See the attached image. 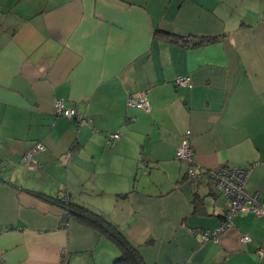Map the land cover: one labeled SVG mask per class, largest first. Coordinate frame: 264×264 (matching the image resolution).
Segmentation results:
<instances>
[{
    "label": "crops",
    "instance_id": "crops-1",
    "mask_svg": "<svg viewBox=\"0 0 264 264\" xmlns=\"http://www.w3.org/2000/svg\"><path fill=\"white\" fill-rule=\"evenodd\" d=\"M140 91L148 111L127 104ZM57 98L90 121L55 116ZM186 131L195 165H252L247 189L264 200V0H0V264L119 254L38 192L101 213L145 264H264V214H234L217 240L195 231L227 202L205 172L186 178Z\"/></svg>",
    "mask_w": 264,
    "mask_h": 264
},
{
    "label": "built area",
    "instance_id": "built-area-1",
    "mask_svg": "<svg viewBox=\"0 0 264 264\" xmlns=\"http://www.w3.org/2000/svg\"><path fill=\"white\" fill-rule=\"evenodd\" d=\"M177 86L191 87L192 82L189 75L178 74L174 78ZM127 104L136 106L145 111L150 109V103L146 91L128 93ZM53 114L55 116H64L73 120L77 127L87 124L90 121L88 116L79 114L75 108L68 107L64 101L57 98L53 102ZM188 131L185 132L179 146L176 148L175 157L185 159L188 166L185 176L189 180L199 179L205 172L210 178L213 186L222 192L227 202V208L222 216V220L215 229H196L200 234L202 241L217 240L218 235L230 227L232 216L238 212L249 211L255 215L264 214V200H260L258 191H249L246 186L247 178L251 171L252 165L245 167H234L230 165H220L215 168L202 170L194 164L193 149L188 141ZM119 132H108L106 136V147L111 148L114 142L119 139ZM45 149L42 142L37 141L30 146L22 155V160L29 166L35 163L33 157L39 151ZM242 242L249 240V236L244 234L240 237ZM259 255H264V249L257 250Z\"/></svg>",
    "mask_w": 264,
    "mask_h": 264
},
{
    "label": "trees",
    "instance_id": "trees-1",
    "mask_svg": "<svg viewBox=\"0 0 264 264\" xmlns=\"http://www.w3.org/2000/svg\"><path fill=\"white\" fill-rule=\"evenodd\" d=\"M158 33H162V31L160 30ZM37 196L59 205L66 212L64 219L67 218V215L75 216L82 224L96 229L111 239L119 248V254L113 260V264H145L138 246L101 213L69 199H61L41 192H38Z\"/></svg>",
    "mask_w": 264,
    "mask_h": 264
}]
</instances>
